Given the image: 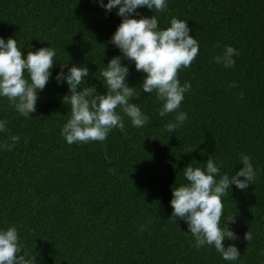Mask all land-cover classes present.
Masks as SVG:
<instances>
[{
  "label": "trees",
  "instance_id": "obj_1",
  "mask_svg": "<svg viewBox=\"0 0 264 264\" xmlns=\"http://www.w3.org/2000/svg\"><path fill=\"white\" fill-rule=\"evenodd\" d=\"M115 11L96 0H0V37L14 36L22 54L26 45H50L57 62L29 118L0 99V118L8 122L0 139L19 136L10 151H0V227H17L35 264H264V0H167L159 13L139 8L156 15L160 27L172 16L186 20L198 41L196 58L177 72L191 85L180 105L187 118L166 131L175 113L159 116L155 94L140 91L144 74L123 61L138 94L130 102L148 115L146 126L132 127L124 117L123 131L113 128L104 141L69 145L59 135L68 89L52 77L59 63L85 66L86 86L103 93L97 70L119 55L108 43L120 23ZM225 44L239 51L229 68L213 60ZM242 153L257 176L246 190L230 185L222 197L221 223L232 217L226 223L237 237L222 244L234 243L240 253L224 261L214 247L197 250L186 223L169 219L171 187L185 182L186 165L203 167L211 155L221 173L233 174ZM248 230L250 242L243 238Z\"/></svg>",
  "mask_w": 264,
  "mask_h": 264
},
{
  "label": "clouds",
  "instance_id": "obj_2",
  "mask_svg": "<svg viewBox=\"0 0 264 264\" xmlns=\"http://www.w3.org/2000/svg\"><path fill=\"white\" fill-rule=\"evenodd\" d=\"M96 3L106 12L116 9L115 15L120 18L108 41L118 49L119 55L109 58L107 64L97 70L101 79H95L101 83L103 93H98L94 85L86 86L87 67L75 64L68 67V63H59L61 70L52 78L58 85L66 84L68 89L61 98L68 110L59 135L69 145L86 144L104 141L113 128L123 131L124 117L132 127L146 126L148 115L137 103L130 102L136 100L138 94L135 87L126 82L129 68L123 61L131 62L135 70L144 74L140 91L155 94L160 103L158 115L166 117L175 113L174 119L163 126L172 133L187 118L180 105L191 87L189 81L180 82L177 72L188 68L199 50L198 41L189 34L186 20L172 16L166 26L160 27L156 15L146 17L138 11L143 7L152 13L153 10L163 12L167 9V0H107L106 3L96 0ZM23 48L22 54L14 36L0 37V99H6L19 116L29 118V114L35 111L37 93L44 89L57 62H54L55 49L50 45L35 50H28L27 45ZM236 56L239 51L225 44L213 60L229 68L234 65ZM65 68L66 72L63 71ZM7 123L6 119L0 118V134L8 132ZM18 140V135L10 134L0 139V151H10ZM192 162L182 169L185 182L171 187L169 219L175 221L174 218H179L186 223L187 232L184 233L191 235L197 250L211 246L224 261H237L240 253L236 245L222 244L224 240L237 239L226 223L232 217L221 223L222 197L230 185L246 190L249 184H253L257 176L253 163L249 155L242 153L238 163L243 166L229 174L221 173L220 164L212 155L202 163L203 167L194 166ZM243 238L250 242L253 235L248 230ZM23 247L16 226L0 227V264H35V259L27 251H22ZM21 251L22 255H16Z\"/></svg>",
  "mask_w": 264,
  "mask_h": 264
}]
</instances>
